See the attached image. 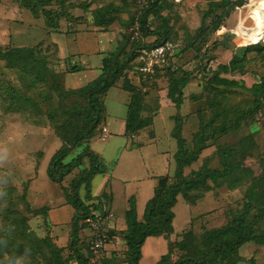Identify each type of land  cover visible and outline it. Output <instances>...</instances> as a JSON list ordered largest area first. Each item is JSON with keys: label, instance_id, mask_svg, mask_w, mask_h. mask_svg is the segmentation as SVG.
Wrapping results in <instances>:
<instances>
[{"label": "rangeland", "instance_id": "374dc122", "mask_svg": "<svg viewBox=\"0 0 264 264\" xmlns=\"http://www.w3.org/2000/svg\"><path fill=\"white\" fill-rule=\"evenodd\" d=\"M27 1L30 0H0V50L23 47L32 51L31 56L16 58L11 63L0 60V142L8 148L0 167L7 180L3 185L5 195L0 196V264H58L55 249L62 259L71 254L69 218L73 209L65 204L64 194L71 192L72 180L84 176L88 161L83 158L58 183L48 180L44 168L55 150L68 147L92 122L83 95L65 88L72 87V77L80 74L66 76L65 86L62 76L63 71L73 70L74 66L69 64H80L81 58L89 64L98 62L93 53L96 49L105 57L101 67L112 64L114 55L123 63L116 85L120 88L124 78L130 88L129 92L116 87L106 91L105 120L124 112V100L131 96L140 107L139 115L151 118L150 125L140 129L139 134L116 135L110 127L107 137L106 133L102 137L101 128L107 123L102 116L62 160L65 162L87 149L98 155L111 175L99 195L111 207L115 225L124 224L123 208L128 206L125 196L132 184L121 181L119 176L139 170L138 152L145 143L150 144L146 147L148 153L153 152L158 159L171 158L170 172L163 175L166 177L163 185L174 182L173 154L178 143L171 137V131L177 117L187 151L193 153L203 147L195 160L183 164L181 175L192 177L194 171L202 169L212 176L197 181L183 195H176L170 208L171 233L146 237L138 264H155L165 253L164 240L170 245L171 259L192 257L204 259L208 264L227 260L264 264V239L242 244L236 252L228 251L227 246L251 191L255 194L251 199L254 207L244 222H250L255 233H264V196H260L264 192V94L255 93L250 87L264 79V23L257 26L254 15L259 10L264 16V2L242 0L210 31L214 15L220 9L212 6L218 0H156L144 18L141 15L146 5L140 6L137 0H46L45 10L62 14L54 26L46 24L39 10L31 12L23 8ZM103 6L110 22L97 26L94 11ZM211 9L212 13H208ZM35 26L42 27L45 33ZM201 26L206 41L192 42ZM158 29L178 46L174 60L181 71L190 73L181 89L178 107L166 97L170 72L164 70L165 66L148 64L145 55L140 59L134 48L139 33L143 35L140 42L147 44L156 37L150 32ZM51 37L61 50L74 53L65 59L64 67L59 66L57 56L61 52ZM213 41L224 42L226 49L213 46ZM259 41L261 48L241 51ZM237 55L242 59L238 68L219 72V65L228 63L231 56L237 60ZM220 77L232 83L218 84L216 79ZM11 95L13 99L9 98ZM211 115L212 122L208 121ZM234 123L236 127H232ZM222 126H226L224 132ZM201 130L204 135L199 137ZM124 144L135 152H130L115 168ZM228 150L231 153L226 161L232 168L222 174L225 168L221 153ZM147 156L152 155H145L144 161ZM87 184L85 180L78 186V197L86 205H97L96 199H85ZM6 209L12 213L8 214ZM135 211L142 214L143 208L140 211L136 205ZM137 214L136 219L140 220ZM80 227L78 248L85 253L89 232ZM114 231L108 244L117 248L105 246L99 264H126L124 229ZM236 255L243 257L237 261Z\"/></svg>", "mask_w": 264, "mask_h": 264}, {"label": "trees", "instance_id": "16d2710c", "mask_svg": "<svg viewBox=\"0 0 264 264\" xmlns=\"http://www.w3.org/2000/svg\"><path fill=\"white\" fill-rule=\"evenodd\" d=\"M242 0H218L213 3L212 8L219 7V12L214 15V20L211 22L210 31H214L216 27H218L220 20L222 17H225L229 10H231L234 6L238 5ZM156 0H152L145 4L143 7V12L141 18H144L148 11L154 7ZM46 4V0H30L23 4V8L35 12L40 11L45 17L46 24L48 26H54L56 21L62 17L61 13H53L51 10H45L43 6ZM249 10V6H248ZM209 11L208 13H212ZM107 8L99 7L94 11V23L97 26H106L110 22V19L106 17ZM204 27H199L198 31L195 34L192 42L206 41V36L204 34ZM150 34L156 36L150 43L144 44L140 42V38L143 37L139 33L138 42H136V52L139 53V49L141 48H149L153 45L159 44L163 41H171L167 39V35L164 31L156 30L150 32ZM226 37V34H224ZM240 43L242 39L239 37ZM213 46H222L226 49V45L224 42H212ZM260 41L254 45H247L243 47L241 51H247L255 48H261ZM32 51L26 50L23 47L20 48H9L6 50H0V60H4L6 63H11L16 58H27L32 55ZM177 54V49L174 52V56ZM237 55V60L235 57L231 56L228 63L221 64L218 66L219 72L226 73L231 71L234 68H238L241 65L242 59ZM112 64L109 66H103L100 68L99 75L88 82L82 87L72 89L80 92L85 98L88 106H89V114L92 118L91 124L87 127V129L81 134L75 136L68 147L59 148L55 150L51 156L49 157L46 167L45 174L49 181L52 183H58L61 179L67 175L71 170L76 168L83 160L86 158L88 161V167L84 171V176L79 178L78 180L71 181V192H66L64 194L65 204L69 205L73 209V213L70 215L69 223H70V249L71 254L65 257L64 259L60 258L58 255L57 249H55L56 261L58 264H88L86 259V254L80 252V248H78V231L81 228L84 230L87 229L86 223H84V219L91 216V212L93 210H99L101 206V202L99 200L96 201L97 205H89L84 204L82 200L78 197V186L86 180V184L92 178V176L96 173H101L105 171V167L98 156L93 153L91 150L87 149L81 151L80 153L70 157L67 161L63 162V158L67 156L68 152L71 148L78 146L79 143L82 142L84 138H86L89 131H91L94 126L98 123V121L102 118V113H104L103 106V97L106 91L115 86L117 79L120 76V72L122 69L123 63L118 62L116 56L112 57ZM73 70H77L74 69ZM165 71H169V81L167 84V92L166 97L170 99V101L174 104L175 107H178L180 104V100L182 97L181 89L186 85L190 78L189 72H183L178 68L175 70H171L169 68H164ZM177 74H180L177 76ZM214 78V77H212ZM212 78H209V81H212ZM216 82L218 84H230L232 80H228L225 78H217ZM234 84V83H233ZM251 90L256 92H260V94H264V79H260L258 82L253 83L251 86ZM120 88L123 91L129 92L130 88L127 86L125 79H122ZM9 98L13 99L14 95L9 96ZM264 109V108H263ZM140 107L135 99H132V96L129 98L126 104V112H125V133H136L140 129L145 128L150 125L151 118L148 116L141 117L139 115ZM264 116V110H263ZM177 124L175 128L171 131V137L176 140L178 143V149L173 154L175 168L173 172L174 182H169L166 185H163L166 180L165 176L156 177V184L153 187L152 196L146 200L144 203L143 211L141 214V219L137 220L135 215V205L134 198L131 196L127 199L128 206L124 210V231H123V242H124V251L126 252V264H138V260L140 258V247L147 236H165L171 233L170 226V218L172 213L170 211L171 206L175 203L177 194H184L187 189H190L200 181L202 178L212 177L210 171L208 170H198L194 171L192 177L185 178L181 175V168L183 164L190 163L191 161L196 159V155L203 147H199L193 153H189L184 146V139L180 136V119L177 117ZM212 115L208 121L212 122ZM226 124V123H225ZM237 123L232 124V127H236ZM226 130V126H222L221 131L224 132ZM204 135V131H199V137ZM231 153V150L226 152H222L221 155L223 157V166L225 168L224 173L227 174L232 168L226 161L227 156ZM88 184L85 191V199L88 201L93 200L95 197H91L88 194ZM254 191H251V194L248 196L249 200L243 205V212L238 215L236 222V230L234 231L233 236L227 242L228 251L229 249L233 251H237L238 247L247 242L259 243L264 239V233H255L253 227L250 222H244L245 216L249 212V210L253 209L252 198L254 197ZM260 196H264V192L260 193ZM96 199V198H95ZM251 201V202H250ZM10 204V203H8ZM93 206L92 209H89ZM96 206V207H95ZM42 210L46 211L45 207H42ZM8 214H11L8 209H6ZM246 221V220H245ZM89 232V231H88ZM114 231L112 229L108 230V236L113 235ZM89 238V236H88ZM87 246V245H86ZM86 250V248H85ZM85 252V251H84ZM1 253V250H0ZM229 253V252H227ZM236 254V253H235ZM170 245L167 242L166 252L159 256V259L155 264H166L170 261ZM240 258V256H238ZM237 255L236 259L239 261ZM101 263V262H100ZM171 264H208L201 258H192V257H177ZM221 264H237L236 260H227ZM250 264V263H247Z\"/></svg>", "mask_w": 264, "mask_h": 264}, {"label": "crops", "instance_id": "0c3cea01", "mask_svg": "<svg viewBox=\"0 0 264 264\" xmlns=\"http://www.w3.org/2000/svg\"><path fill=\"white\" fill-rule=\"evenodd\" d=\"M261 2H264V0H261ZM38 26H35V28H38V30L42 28V27H38ZM39 31H41L42 33H45V31L43 29H41ZM52 35L53 34H50V36H52ZM99 35L101 36L102 34H99ZM99 35H98V37H99ZM57 36H59V35H57ZM60 36H62V38H63L64 35L62 34ZM53 37H51L50 40L56 45L57 49L59 50V54L61 52V54L59 56H57V58L59 59V62L61 63V65L59 64V66L64 67L65 65H67V64H64L65 63V59H68L69 57H73L74 53L73 52H68L67 53L66 51L64 52L63 50H61L60 49L61 46L58 47L59 43L57 44V42H55L56 39L53 38ZM103 48H104V46H103ZM93 53L95 55H97L98 62L95 61L94 58H93L94 61L91 64H89L85 60V58H81V60L79 62L80 64H76V63L69 64L71 66H74L73 68L77 69V70H65V71H63V76L62 77H63V85L64 86H65L66 76H72L74 73L75 74L79 73L80 76H81V77L80 76L72 77V80H71L72 81L71 82L72 83V87H66L65 86V88H67V89H76V88L82 87L85 84H87L88 82H90L93 79H95L99 75L100 68H101V63H102V60L105 57H104V55H101V52L99 50H97V49L94 50ZM68 73H70V74H68ZM81 81H83V82L81 83ZM117 86L118 85L115 84V86H113V87L119 88ZM119 89L122 90L121 88H119ZM123 92H125V91H123ZM120 96H121V94H120ZM124 102H125L124 103V107H125L124 108V112H118L117 118H111L110 119L111 121L108 118H107V120H105L106 119V115L104 116V113H103V119L107 122L106 124L103 123L104 126H105V129H106V137L109 134L110 127H112L115 130V132H113V133H115L116 135H125V120H124V117H125V112H126V104L128 102L127 97H126V100H124ZM141 131L142 130H139L137 132V134H139ZM90 144L91 143L89 142L88 145H90ZM148 145H150V144L145 143L143 146H141L139 148V152H138L139 153V157H138L139 158V163H138L139 170H136V171H134L132 173H129L128 176L127 175L126 176H124V175H120L119 176L121 181H125V183H127L128 181L132 182L131 188H130L131 190L126 193L125 200L127 201V199L132 196L134 198L135 208H136V205H137L138 206V210H140V211L143 208V205L146 202V200L149 199L152 196V194H153V187L156 184V179L155 178L158 177V176H163L164 174H168L170 172V166H171V158L164 157V159H163V157L160 156L159 159H158L157 157H155V154L153 152H149L148 153V151L146 150V147ZM130 152H135V151H132L131 148H129L126 144H124L122 146V148H121V152H120L121 154L119 155L120 158L117 159V162H116L117 165L115 163L114 167L115 168L118 167L119 164L122 162V160L128 154H130ZM147 154H150L152 156H147L146 158H148V159L146 161H144V159H145L144 156L147 155ZM156 159H157V161H155ZM140 161H141V163H140ZM108 170L109 169L105 168L104 172L96 173V174H94L92 176V178L89 180V184H88V194L91 197H95L96 201L99 200L101 202L100 209L101 208H106V209L111 211V207L108 206L107 203H106L107 205H105V202H103V200H102L104 198L101 197V195H99V193L102 190L105 189V184L108 183L109 177H111L110 172L108 173ZM44 171H45V168H44ZM40 172H39V174H40ZM131 174L132 175L134 174V176H131ZM110 196H111V194H110ZM126 197H127V199H126ZM110 202H111V200H110ZM125 209L126 208H123V213H124ZM93 211H98V210H93ZM135 213L137 214L136 211H135ZM54 215H55V218L57 219L56 214H54ZM137 216L140 218L141 214H139V215L137 214ZM114 222L115 221H114V218H113V221H111V228H112L113 231L116 230V228L118 230H122V229L125 228L124 224H123L122 227H119L117 224L115 225ZM112 237L113 236L111 235V238ZM147 237H149V236H147ZM152 241H156V239H152ZM164 241H165V252H166L167 242L168 241H166V240H164ZM143 244L144 243H142V245L140 247V258H141V248H142ZM106 246H107V248H109V246L111 248L112 244L111 245L107 244ZM114 248H117V246L113 245L112 249H114ZM240 256H242V255H240ZM140 258H139V260H140ZM139 260H138V262H139ZM173 261H174V259H171V256H170V261H168L166 264H171Z\"/></svg>", "mask_w": 264, "mask_h": 264}, {"label": "built area", "instance_id": "2783aa9c", "mask_svg": "<svg viewBox=\"0 0 264 264\" xmlns=\"http://www.w3.org/2000/svg\"><path fill=\"white\" fill-rule=\"evenodd\" d=\"M137 1L140 6L145 5L144 0ZM133 33L136 35V32ZM177 48L178 46L173 41H163L149 48L139 49L138 55L140 59H142V55H145L148 64L151 66L162 65L165 68L175 70L178 68V64L174 60V52ZM101 132L103 137L106 133L105 127L101 128ZM112 217L113 214L110 210L101 208L98 211H92L91 216L83 220L89 231L88 244L85 250L88 264H99L104 258L105 246L111 238L108 236V230L112 229Z\"/></svg>", "mask_w": 264, "mask_h": 264}, {"label": "clouds", "instance_id": "9594fccd", "mask_svg": "<svg viewBox=\"0 0 264 264\" xmlns=\"http://www.w3.org/2000/svg\"><path fill=\"white\" fill-rule=\"evenodd\" d=\"M7 153H8V148L3 142H0V167L3 166V162L6 159ZM6 183L7 180L5 178V174L0 173V196L5 195V189L3 185Z\"/></svg>", "mask_w": 264, "mask_h": 264}, {"label": "bare ground", "instance_id": "6f19581e", "mask_svg": "<svg viewBox=\"0 0 264 264\" xmlns=\"http://www.w3.org/2000/svg\"><path fill=\"white\" fill-rule=\"evenodd\" d=\"M255 19L257 20V26H261L264 23V16L261 15L259 10L254 11Z\"/></svg>", "mask_w": 264, "mask_h": 264}]
</instances>
